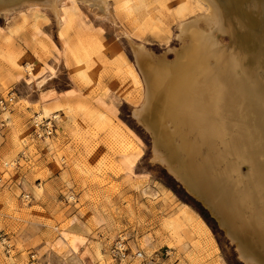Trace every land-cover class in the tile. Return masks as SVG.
Returning <instances> with one entry per match:
<instances>
[{
	"label": "rangeland",
	"instance_id": "374dc122",
	"mask_svg": "<svg viewBox=\"0 0 264 264\" xmlns=\"http://www.w3.org/2000/svg\"><path fill=\"white\" fill-rule=\"evenodd\" d=\"M108 3L103 17L67 0L61 27L34 9L0 16V96L15 94L0 131V264H27L30 254L37 264H139L135 251L147 263L157 255L159 264H243L199 204L151 163V135L132 117L144 85L125 34L172 60L178 22L205 6ZM34 113L57 116L47 143L29 139ZM119 237L122 262L110 255Z\"/></svg>",
	"mask_w": 264,
	"mask_h": 264
},
{
	"label": "bare ground",
	"instance_id": "6f19581e",
	"mask_svg": "<svg viewBox=\"0 0 264 264\" xmlns=\"http://www.w3.org/2000/svg\"><path fill=\"white\" fill-rule=\"evenodd\" d=\"M66 1L0 0V16L34 9L61 27ZM74 1L110 16L108 0ZM197 1L205 12L178 22L172 60L125 34L144 85L132 117L151 163L202 203L243 264H264V0Z\"/></svg>",
	"mask_w": 264,
	"mask_h": 264
},
{
	"label": "built area",
	"instance_id": "2783aa9c",
	"mask_svg": "<svg viewBox=\"0 0 264 264\" xmlns=\"http://www.w3.org/2000/svg\"><path fill=\"white\" fill-rule=\"evenodd\" d=\"M14 99L15 94L13 91H9L0 96V131L5 126V121L7 120V115L10 112V106L14 102ZM56 120L57 118L55 115L43 116L38 113L32 114L28 122L30 141L47 143L54 135ZM14 164L15 163H5L3 164V168H12ZM22 200L27 201L28 196H22ZM110 255L112 259L117 260L118 262L125 261L129 258L127 248L122 237H119L114 241L110 249ZM130 257L132 260L138 261L139 264H159L157 262V255H154L153 258L150 259L151 263H147L141 251H135ZM27 264H37L35 255L30 254L28 256Z\"/></svg>",
	"mask_w": 264,
	"mask_h": 264
},
{
	"label": "water",
	"instance_id": "95a60500",
	"mask_svg": "<svg viewBox=\"0 0 264 264\" xmlns=\"http://www.w3.org/2000/svg\"><path fill=\"white\" fill-rule=\"evenodd\" d=\"M180 188H182V190L185 192V190L183 189V187L180 185V184H178L176 181H174ZM186 193V192H185ZM187 194V193H186ZM193 201H195L196 203H198L199 204V206L201 207V209L202 210H204L206 213H207V215L216 223V221L209 215V213H208V211H207V209L202 205V203L199 201V200H196V199H194L193 197H191L189 194H187ZM217 225V224H216ZM235 253H236V251H235ZM237 254V253H236Z\"/></svg>",
	"mask_w": 264,
	"mask_h": 264
}]
</instances>
